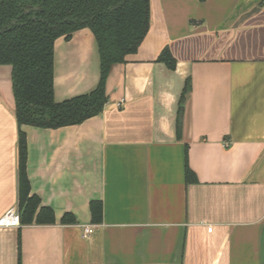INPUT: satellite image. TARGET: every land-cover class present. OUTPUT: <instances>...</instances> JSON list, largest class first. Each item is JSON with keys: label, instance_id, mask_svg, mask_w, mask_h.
Returning <instances> with one entry per match:
<instances>
[{"label": "crops", "instance_id": "crops-1", "mask_svg": "<svg viewBox=\"0 0 264 264\" xmlns=\"http://www.w3.org/2000/svg\"><path fill=\"white\" fill-rule=\"evenodd\" d=\"M149 9L137 51L110 70L103 110L81 124L19 126L0 66V217L20 213L21 130L31 193L55 218L0 227V264H264V4L150 0ZM95 44L88 28L55 40L56 101L95 88ZM164 48L173 70L157 61ZM186 149L196 183L185 182ZM66 213L74 223H61ZM84 225H95L88 237Z\"/></svg>", "mask_w": 264, "mask_h": 264}, {"label": "trees", "instance_id": "trees-1", "mask_svg": "<svg viewBox=\"0 0 264 264\" xmlns=\"http://www.w3.org/2000/svg\"><path fill=\"white\" fill-rule=\"evenodd\" d=\"M203 2L204 0H199ZM264 4V0H260ZM150 0H0V65H10L14 113L19 126L56 129L78 125L98 115L108 101L106 82L111 68L134 54L149 28ZM38 8V9H35ZM28 10L25 13V10ZM16 20L12 25L11 21ZM8 25V26H7ZM7 26L5 29L4 27ZM88 28L95 39L99 58V78L94 89L56 101L53 89L54 42L69 40L72 34ZM4 29V30H3ZM173 70L176 60L168 48L157 58ZM191 90L186 79L181 91L176 131L180 137L184 105ZM26 136L19 134L20 224H52L53 211L41 205L31 193L26 171ZM184 177L187 184L197 178L185 151ZM92 222L102 220L101 202L90 203ZM62 224L74 223L71 214Z\"/></svg>", "mask_w": 264, "mask_h": 264}, {"label": "built area", "instance_id": "built-area-1", "mask_svg": "<svg viewBox=\"0 0 264 264\" xmlns=\"http://www.w3.org/2000/svg\"><path fill=\"white\" fill-rule=\"evenodd\" d=\"M122 101L118 105L121 104ZM20 225V214L17 209H10L0 217V227H18ZM95 225L83 226V237H88L93 233ZM211 231V228H208Z\"/></svg>", "mask_w": 264, "mask_h": 264}, {"label": "water", "instance_id": "water-1", "mask_svg": "<svg viewBox=\"0 0 264 264\" xmlns=\"http://www.w3.org/2000/svg\"><path fill=\"white\" fill-rule=\"evenodd\" d=\"M35 9H37V8H35ZM16 22V20H13V21H11L8 25H12V24H14ZM7 25V26H8ZM7 26H5L4 27V29L7 27ZM3 29V30H4ZM0 66H6V67H8L9 69H10V72H12V68H11V66L10 65H0ZM10 80H11V74H10ZM11 85H12V80H11ZM13 92V91H12Z\"/></svg>", "mask_w": 264, "mask_h": 264}, {"label": "flooded vegetation", "instance_id": "flooded-vegetation-1", "mask_svg": "<svg viewBox=\"0 0 264 264\" xmlns=\"http://www.w3.org/2000/svg\"><path fill=\"white\" fill-rule=\"evenodd\" d=\"M37 9H38V8H37ZM24 12H25V13H27V12H28V10L26 9Z\"/></svg>", "mask_w": 264, "mask_h": 264}, {"label": "rangeland", "instance_id": "rangeland-1", "mask_svg": "<svg viewBox=\"0 0 264 264\" xmlns=\"http://www.w3.org/2000/svg\"><path fill=\"white\" fill-rule=\"evenodd\" d=\"M96 45V44H95Z\"/></svg>", "mask_w": 264, "mask_h": 264}]
</instances>
